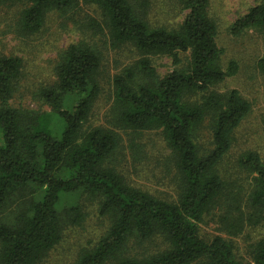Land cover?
Here are the masks:
<instances>
[{
    "label": "trees",
    "instance_id": "16d2710c",
    "mask_svg": "<svg viewBox=\"0 0 264 264\" xmlns=\"http://www.w3.org/2000/svg\"><path fill=\"white\" fill-rule=\"evenodd\" d=\"M13 3L23 5L18 22L28 35L38 33L51 12L65 14L81 3L101 10L104 28L95 20L90 26L107 30L112 46H130L140 55L113 77L112 125L132 133L160 131L182 193L177 202H168L127 184L110 163L120 146L117 132L86 127L101 93L103 53L94 45L81 41L59 57L55 86L41 90L51 112L11 104L22 60L2 57L0 210L10 216L0 224V264H39L61 242L65 227L83 222L81 206H61L63 196L78 193L97 199L111 226L76 264H264V237L254 245L252 263H244L231 241L207 240L200 232L205 215L229 187L218 167L252 111L237 89H214L239 67L235 61L226 69L221 65L224 50L209 0H177L184 19L175 27L149 22L150 0H0V6ZM253 29L264 33V0L237 19L231 32L238 36ZM158 57L171 60L172 69L164 75L154 66ZM257 67L264 73V55ZM207 119L212 149L202 153L197 135ZM238 165L253 181L247 220L256 226L264 220V158L245 150ZM155 237L167 248L143 258L125 254L131 241Z\"/></svg>",
    "mask_w": 264,
    "mask_h": 264
},
{
    "label": "rangeland",
    "instance_id": "374dc122",
    "mask_svg": "<svg viewBox=\"0 0 264 264\" xmlns=\"http://www.w3.org/2000/svg\"><path fill=\"white\" fill-rule=\"evenodd\" d=\"M261 1L209 0V14L218 27L217 43L224 50L221 65L226 69L235 61L239 67L237 75L214 89L221 93L237 89L251 103L252 111L237 129L233 148L218 167L229 187L219 203L205 215L200 232L207 240L221 236L231 241L237 259L244 263H252L254 245L264 237V220L256 226L247 220L250 213L247 201L253 181L238 165L239 155L245 150H255L264 158V73L257 67V60L264 55V33L253 29L234 36L231 28ZM150 2L147 19L152 25L175 27L183 21L184 14L177 0ZM22 8L21 3L0 6V58L19 57L22 60L21 76L11 104L17 108L51 112L52 107L45 102L41 90L55 86L59 57L69 46L81 41L94 45L103 53L101 93L86 127L101 126L117 132L120 146L110 163L127 184L158 199L177 202L182 193L181 177L161 132L132 133L114 127L111 122L113 77L138 60L139 53L130 46H112L107 30L90 26L95 20L104 28L101 10L95 5L81 3L65 14L51 12L43 28L32 35L23 33L19 26ZM154 66L160 75L172 69L167 57L155 58ZM197 137L202 153L212 149L209 119ZM232 199H237L235 204ZM61 201L62 207L81 206L84 220L79 226L65 227L61 242L39 264H76L82 252L94 248L111 226V220L100 214L97 199L78 193L65 195ZM9 212L0 210V224L10 216ZM166 248L167 243L161 237L146 242L133 240L125 254L143 258Z\"/></svg>",
    "mask_w": 264,
    "mask_h": 264
}]
</instances>
